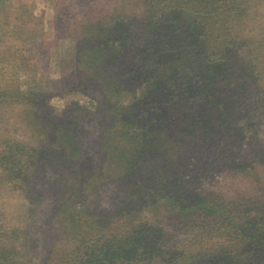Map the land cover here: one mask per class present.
Listing matches in <instances>:
<instances>
[{"label":"rangeland","instance_id":"obj_1","mask_svg":"<svg viewBox=\"0 0 264 264\" xmlns=\"http://www.w3.org/2000/svg\"><path fill=\"white\" fill-rule=\"evenodd\" d=\"M185 12L182 30L188 17L199 18L194 34L206 48L224 49L231 35L228 80L218 90L227 100L226 125L217 120L220 113L210 115L216 129L201 128V139L187 134L195 117L210 110H197L201 103L178 94L203 81L209 71L197 69L203 53L196 57L189 41L179 45L178 59L161 66V21ZM117 31L129 53L112 70L123 74V56L142 58L147 49L153 70L134 60L142 71L135 84L110 97L107 83L129 77L103 75L109 50L100 48ZM93 48L85 72L78 59ZM112 49L122 53L119 43ZM0 71V156L2 148L13 152L0 158L2 264H73L109 241L119 250L139 249L128 264H161L200 247L198 231L186 226L192 215L181 214L176 202L182 184L184 194L213 190L225 209L246 206L249 220L264 219V0L192 7L181 0H0ZM161 82L170 92H161ZM17 89L31 96L23 99ZM197 122L195 128L203 126ZM105 148L111 160L104 159ZM227 229L210 235L214 247L226 245L230 261L248 257L247 236L231 240L223 235ZM255 256L244 264H256Z\"/></svg>","mask_w":264,"mask_h":264},{"label":"trees","instance_id":"obj_2","mask_svg":"<svg viewBox=\"0 0 264 264\" xmlns=\"http://www.w3.org/2000/svg\"><path fill=\"white\" fill-rule=\"evenodd\" d=\"M185 2L188 6H193L195 2H211L214 0H181ZM200 12L203 11L199 10ZM188 14V12H185V14L182 15V18H179L178 15H175L173 13H170L168 16H166L161 21V66H163L165 63H167L170 59H178L182 53V51L179 49L180 44H186L189 41L194 42L197 46V52L196 57L199 56V54L203 53L202 60L197 61V69L198 68H206L209 71L203 74V81L202 82H193L191 83L187 89L179 93L181 99H184L187 102L194 101L196 103H201L200 106L197 108V110L200 108L202 111V107H208V110H210L209 114L206 117H198L195 118L198 121H201L203 126L198 127V125L195 128L196 123L198 124L197 120L192 123V126L190 127V133L187 134L190 138H199L201 139L204 135L201 133V128H207L210 131H214L216 129V126L213 121L212 117H209L210 115H213L214 113H220L218 116L222 124L226 125L225 121L222 120L223 113H221L222 106L221 105H227V100L225 101V97L220 96L218 93L219 87L222 84H225V80H228L227 73H228V65L225 63L227 62V48L230 44L231 35L228 36V39L224 43V49L221 48H206L202 45V38H196L197 35L194 34V22L198 21L200 23V19L196 18L195 20L188 17L189 21L188 23H191L186 29L185 32L182 30V27L184 26V20L183 18H186L185 15ZM176 31H181L184 35H178ZM230 31V30H229ZM120 32L117 31L115 33L111 40H107L106 48H100L101 50L104 49V52L109 50L108 56H103L101 59L102 64L101 67L103 68V75L107 76L110 74H113L115 77L118 76V78H125V75H129V77L126 79V81L121 83L119 80H116V78L112 81H109L107 85L110 86L109 89L105 88L107 93H109L110 97H114L117 95V92H121L124 88L128 86L129 88L132 87L133 83L135 84V77L137 74L141 73V66H133V61H141V62H147L146 67L148 70H144L147 73L149 71L152 72L153 67L151 65V61L153 58V50L147 49L146 53H143V57L138 56V52L134 53V56L131 60L126 58L125 56L128 55V50H126V39L118 36ZM221 38L218 37V40ZM119 43V46L122 48V53L117 52V50L112 49V45ZM104 45V46H105ZM101 47H103L100 44ZM97 48L84 50L81 53V56H79L78 63L79 67L82 68L86 67L89 69L88 62H89V56L93 52H95ZM122 58V64L118 69L123 71V74L117 75L115 71L112 70V66L116 65L118 60L120 59L121 55L124 54ZM131 55V54H129ZM236 55V54H235ZM237 56V55H236ZM238 60L241 59V56H238ZM224 59L226 61L224 62ZM86 68H84V71L86 72ZM193 69H196L193 68ZM178 73V72H175ZM0 79L2 78V71H0ZM175 78H173L174 80ZM4 82V81H3ZM168 89V92H170V88L168 86H164L163 82H161V92H164ZM16 93L19 95V97H22L25 99V97H30L31 92H22L20 89L16 90ZM183 101V100H182ZM202 106V107H201ZM114 109H118L116 107H113ZM161 123L163 121L162 115L165 113L164 108L161 109ZM235 123V122H233ZM207 137H205V140ZM204 140V138H203ZM205 144H208V142H205ZM175 144L172 145V148H174ZM171 148V147H170ZM189 148V147H188ZM12 149V147H10ZM13 150V149H12ZM106 150V152H105ZM164 149H161V158L164 157V154H162ZM167 149H165V152ZM104 153L102 155L104 156V159L106 160L111 155L110 148H105ZM11 155L9 157H13V152H9V148H2V156L0 158L4 157L7 158L8 155ZM109 154V155H108ZM112 159L111 157L109 158ZM15 171V170H14ZM13 171V172H14ZM180 193L182 194L181 197L179 195V198L176 200L178 205L181 207L180 213L184 214L186 216L192 215V220H194L193 224L186 225L188 228L197 230L198 232L193 233L196 239H201L199 244L200 247L194 246L193 248H190L191 250H184L180 254H176L172 256L171 258L161 259V264H244L246 260H250L252 258L255 259V255H259L258 261L256 264H264V219L262 221H253L249 220L250 216L247 214L249 213L250 208H246V206H243L241 208H226L227 205L217 204L215 200H218L217 197H215L216 192L215 191H203L199 192L197 194H190L185 193L184 194V184L181 186ZM171 189H175V186L173 188H170L167 190H161L163 194H168V191ZM171 194H175L174 191H171ZM163 198H165L163 196ZM173 196L170 194L166 196V199L171 200ZM254 209H252L253 212ZM178 211V210H177ZM257 211H255L256 213ZM259 213V212H257ZM256 213V214H257ZM215 215L219 216L220 218H216L213 221H210ZM264 218V217H263ZM237 220H241L246 222V226H249L248 228H245L244 225H239ZM209 221V222H208ZM231 227V228H230ZM220 228H229L226 232H224L223 235L225 237L237 241V239L240 237V234H243L244 237L242 239H245L247 236V242L245 243L247 249L251 253L248 257H245V254L243 256L245 258H238L230 261V252L227 251L226 245L221 248V244H218V246L214 247V243H212L211 234H216ZM223 230V229H222ZM92 234V233H91ZM245 241V240H244ZM243 241V243H244ZM188 242L187 240L184 241ZM212 243V244H210ZM191 244L190 246H192ZM209 245L212 248H208ZM218 248V249H215ZM226 249V250H225ZM92 250V251H91ZM225 250V251H224ZM91 251V252H90ZM138 248H133V245L129 246L128 248L119 250L117 246L114 244L113 241H109L107 244H105L99 253L96 252L95 249H90L87 252H85V255L87 258H94L95 264H124L125 262L128 264L129 260H133L135 255H138ZM109 252V257H105V254ZM216 252V253H215ZM228 252V253H227ZM90 253V254H88ZM225 253V254H224ZM218 254L220 256H218ZM86 256L82 257L79 262L74 261L76 258H74L72 261L73 264H86L89 260L86 258ZM253 259V260H254ZM229 260V261H228ZM252 260V261H253ZM5 262L7 264H11V262L8 259H5ZM43 263V261H41ZM70 262V260H69ZM47 263V262H46ZM50 263V262H49ZM2 264V262H0ZM48 264V263H47ZM251 264H255V262H252Z\"/></svg>","mask_w":264,"mask_h":264}]
</instances>
